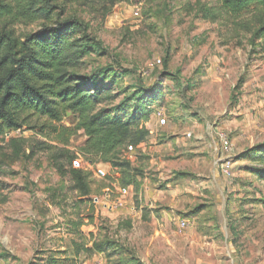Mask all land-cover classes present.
Returning <instances> with one entry per match:
<instances>
[{
    "label": "rangeland",
    "instance_id": "obj_1",
    "mask_svg": "<svg viewBox=\"0 0 264 264\" xmlns=\"http://www.w3.org/2000/svg\"><path fill=\"white\" fill-rule=\"evenodd\" d=\"M67 18L89 26L78 36L88 50L79 75L103 77L117 114L149 110L147 142L158 132L164 141L126 151L133 169L119 179L81 154L83 132L73 137L70 148L89 174L86 203L69 166L39 149L55 142L28 127L7 131L0 264H264V38H254L253 15L236 20L221 0H141L106 16L68 6ZM74 124L72 114L62 123ZM228 157L233 171L225 176ZM110 192L122 207L107 206ZM182 222L189 226L180 234Z\"/></svg>",
    "mask_w": 264,
    "mask_h": 264
},
{
    "label": "trees",
    "instance_id": "obj_2",
    "mask_svg": "<svg viewBox=\"0 0 264 264\" xmlns=\"http://www.w3.org/2000/svg\"><path fill=\"white\" fill-rule=\"evenodd\" d=\"M140 1L0 0V137L7 131L28 127L55 142L38 146L69 166L76 184L74 190L86 203L92 202L89 174L77 163L79 154L71 150V139L83 132L86 141L81 154L92 164L109 165L123 179L133 169L124 153L138 149L150 136L149 110L135 105L130 115L125 109L120 114L108 109L107 105L117 97L103 83V77L78 73L88 51L78 36L87 32L89 26L82 28L78 19L63 21L60 17L68 6L88 8L106 16L118 4ZM221 2L226 13L236 20L251 13L255 29L245 23L239 26L254 29L255 39L264 38V0ZM37 22L42 24L36 32L18 30ZM69 114L75 124L62 125ZM34 120H44L46 124H33ZM129 186L131 183L125 181L123 188ZM104 246L97 247L105 252Z\"/></svg>",
    "mask_w": 264,
    "mask_h": 264
},
{
    "label": "built area",
    "instance_id": "obj_3",
    "mask_svg": "<svg viewBox=\"0 0 264 264\" xmlns=\"http://www.w3.org/2000/svg\"><path fill=\"white\" fill-rule=\"evenodd\" d=\"M139 14L140 11L139 9H137L135 11V15L139 16ZM220 137H221L222 152L225 155L230 156L232 153V143L229 137L224 133H222ZM229 158L230 157H228V159L225 160V162L221 167L222 174L225 176H230L233 171V162ZM114 195H115L114 192L107 193V200L109 201V204L107 206L110 207V209H118L123 206L122 200H120L119 198L118 199L115 198ZM188 226L189 225L187 222H182L181 225L179 226V233L183 234L188 229ZM97 264H102V263H97Z\"/></svg>",
    "mask_w": 264,
    "mask_h": 264
},
{
    "label": "crops",
    "instance_id": "obj_4",
    "mask_svg": "<svg viewBox=\"0 0 264 264\" xmlns=\"http://www.w3.org/2000/svg\"><path fill=\"white\" fill-rule=\"evenodd\" d=\"M147 128L149 129V126H147ZM150 130V129H149ZM152 135H153V133L150 131V136H149V138L148 139H151L152 138ZM162 137V135H160V133L158 132L157 133V135L155 136H153V139L150 141V142H145V143H143L141 146H139V148L140 149H142L144 146L146 147L147 145L149 146L150 144H151V142H153V141H157L158 143H161V142H163L164 141V139H162L161 138ZM163 146V147H162ZM154 148H155V146H154ZM167 149V147H165V145L163 144H161V147H160V151H162V149Z\"/></svg>",
    "mask_w": 264,
    "mask_h": 264
}]
</instances>
